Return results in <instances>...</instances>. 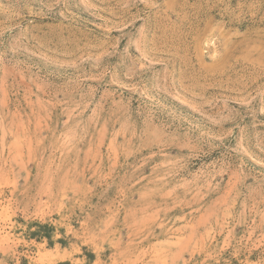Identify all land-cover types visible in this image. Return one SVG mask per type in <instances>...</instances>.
<instances>
[{"label": "rangeland", "instance_id": "1", "mask_svg": "<svg viewBox=\"0 0 264 264\" xmlns=\"http://www.w3.org/2000/svg\"><path fill=\"white\" fill-rule=\"evenodd\" d=\"M0 264H264V0H0Z\"/></svg>", "mask_w": 264, "mask_h": 264}]
</instances>
